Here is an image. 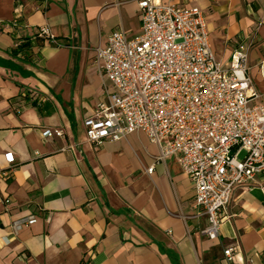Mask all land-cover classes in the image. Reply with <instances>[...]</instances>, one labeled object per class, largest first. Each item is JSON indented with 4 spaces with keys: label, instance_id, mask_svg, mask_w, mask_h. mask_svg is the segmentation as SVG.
I'll use <instances>...</instances> for the list:
<instances>
[{
    "label": "crops",
    "instance_id": "1",
    "mask_svg": "<svg viewBox=\"0 0 264 264\" xmlns=\"http://www.w3.org/2000/svg\"><path fill=\"white\" fill-rule=\"evenodd\" d=\"M177 2L202 11L226 67L247 52L264 92V0ZM42 28L52 41L12 52ZM115 30L140 33L138 0H0V170L11 171L0 177V264H175L170 253L177 264H224L229 246H239L237 263L264 264V172L233 191L211 240L176 156L158 160L142 131L87 140L84 120L106 98L96 51ZM46 129L63 135L45 138ZM29 215L35 223L13 228Z\"/></svg>",
    "mask_w": 264,
    "mask_h": 264
},
{
    "label": "built area",
    "instance_id": "2",
    "mask_svg": "<svg viewBox=\"0 0 264 264\" xmlns=\"http://www.w3.org/2000/svg\"><path fill=\"white\" fill-rule=\"evenodd\" d=\"M138 9L140 33L115 30L96 51L95 63L109 84L106 98L84 120L87 140L101 146L142 131L160 146L158 160L176 156L194 184L195 207L208 219L202 233L215 240L233 191L264 172V92L248 74L246 51L235 50L229 68L216 58L198 7L138 0ZM38 33L53 39L46 28ZM260 70L264 75V60ZM54 135L63 131L42 132ZM10 175L0 170L1 178ZM36 220L29 215L12 226L18 230ZM238 249L226 247L223 263L239 264Z\"/></svg>",
    "mask_w": 264,
    "mask_h": 264
},
{
    "label": "trees",
    "instance_id": "3",
    "mask_svg": "<svg viewBox=\"0 0 264 264\" xmlns=\"http://www.w3.org/2000/svg\"><path fill=\"white\" fill-rule=\"evenodd\" d=\"M54 39V37H53ZM50 37L41 36L39 33H35L32 36H23L20 38L19 43L17 46L12 50L14 54L23 53L28 55L29 52L32 50L34 45L37 46H43L46 41H52L53 40ZM173 260L175 261V264L178 263L177 258L174 254L170 253Z\"/></svg>",
    "mask_w": 264,
    "mask_h": 264
}]
</instances>
